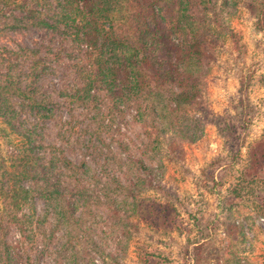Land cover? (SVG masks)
I'll return each mask as SVG.
<instances>
[{
    "label": "rangeland",
    "instance_id": "1",
    "mask_svg": "<svg viewBox=\"0 0 264 264\" xmlns=\"http://www.w3.org/2000/svg\"><path fill=\"white\" fill-rule=\"evenodd\" d=\"M16 9L11 3L6 16L19 15ZM204 12L216 33L207 37L198 91L169 126L163 119L170 113L157 116L169 107L163 104L150 105L151 121L140 127L131 106L82 99L75 63H83V47L49 28L0 21V48L20 64L21 86L32 62L46 64L32 94L45 96L52 109L35 125L46 155L57 148L78 166L63 183L79 178L87 194L75 212L83 211L76 231L85 236L73 249L66 224L34 192L17 212L25 225H11L5 236L11 251H24L17 264H264V19L257 20L251 0H211ZM165 89L168 97L179 92ZM18 116L35 121L33 113ZM6 132L3 159L19 139ZM141 140L148 142L144 150ZM138 157L144 163H129ZM125 169L145 174L133 213Z\"/></svg>",
    "mask_w": 264,
    "mask_h": 264
},
{
    "label": "trees",
    "instance_id": "2",
    "mask_svg": "<svg viewBox=\"0 0 264 264\" xmlns=\"http://www.w3.org/2000/svg\"><path fill=\"white\" fill-rule=\"evenodd\" d=\"M208 1L211 0H0V21H9L10 28L15 26L13 21L20 26L49 28L83 47V63H75L82 80L75 94L82 99L90 102L102 96L116 108L131 106L140 127L151 121L149 106L163 104L169 107L157 116H165L163 111L170 113L163 119L170 120L163 125L169 126L175 122L171 119L177 110L186 112L185 107L199 88L197 73L206 43L211 41L207 37L216 33L204 12ZM11 3H16L19 15L6 16L5 8ZM251 8L257 20L264 19V0H251ZM224 33L228 36L226 30ZM229 35L235 37L232 32ZM12 55L11 50L0 48V123L4 125L0 133L3 137L4 130L7 135H19L7 158L0 154V264H17L24 255V251H11L5 236L11 225H25L17 212L32 201L34 192L51 207L57 221L66 224L65 242L73 249L85 236L76 231L83 211L77 215L75 212L80 204H87L85 186L80 189L79 178L73 179L71 186L62 181L67 172L79 173L78 166L57 148L52 147L46 155L43 134L35 125L52 109L45 96L32 94L34 79L46 64L32 62L25 71L26 84L21 86L18 78L23 72L20 64L13 63ZM166 87L179 92L172 90L173 97H168ZM13 96L19 98L15 103ZM21 110L33 113L35 121L25 123L18 116ZM143 132L149 134L146 126ZM88 141L90 145H101ZM5 142L14 144L10 138ZM147 145L146 140H141V150ZM128 161L144 163L140 157ZM124 174L127 177L122 185L132 192L129 204L133 213L138 207L137 195L145 186V174L144 170L132 176L129 170ZM23 181L28 182L27 187Z\"/></svg>",
    "mask_w": 264,
    "mask_h": 264
}]
</instances>
